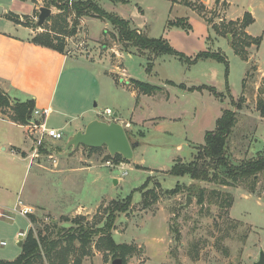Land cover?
Returning a JSON list of instances; mask_svg holds the SVG:
<instances>
[{
	"label": "rangeland",
	"instance_id": "rangeland-1",
	"mask_svg": "<svg viewBox=\"0 0 264 264\" xmlns=\"http://www.w3.org/2000/svg\"><path fill=\"white\" fill-rule=\"evenodd\" d=\"M11 1L0 0V13L1 8H7ZM91 1L107 13L119 17L123 11L120 5L126 4L121 0ZM45 3L44 0H37L36 7L46 8ZM182 3L205 18L213 34L215 26L221 27L229 23L219 21L227 8L225 2L219 1L217 8L210 11L206 8L203 10L199 0H182ZM22 5L21 12L35 7L30 1ZM51 10L52 16L42 28L37 27L40 14L38 8L33 16H17L16 19L34 29L35 37L53 29L56 22L67 17L65 11L54 7ZM258 17L255 34L263 36L258 56L264 64V14L259 13ZM184 22L186 23L185 20ZM7 23L0 19V30H6ZM67 23L69 30L76 26V31L69 36L56 35L58 38L55 44H63L64 54L71 56L61 76L56 103L69 108L68 112L77 119L65 120L73 125L82 120L87 121V116L79 118V110L82 108L91 112L88 116H94L98 120L124 118L132 121L133 130L143 144L135 148L134 160L116 166L120 162H117L116 156L109 154L106 147L88 150L81 146L66 151L65 145L70 138L66 131L71 128L65 130V139L61 142L45 140L43 150L41 147L22 181L21 192L23 200L26 199L35 206L41 204L45 209H38L31 217V223L27 217L21 216H17L14 221L0 220V242L6 243L5 247L0 246V252L4 255L17 252L18 233L22 230L28 232L30 223L37 240L41 235L47 237L49 242H59L56 253L65 250L68 264H112L116 259L123 260V264H257L264 254V173L259 174L255 184L252 180L233 187L223 186L218 182L199 183L198 186L205 192V199L201 204L199 196H191L189 192L192 185L189 176L175 177L171 174V169L179 159L184 163L194 160L195 134L203 129L213 131L223 112L237 104L241 97L245 98L244 103L234 107L238 122L229 138V161L237 167L260 159L259 153H255L257 144L254 129L258 102L264 98V84L255 74H249L245 96L231 97L234 92L240 93L242 89V70L239 66L242 64L229 53L228 71L223 63L217 62L214 65L225 72L226 84L231 94L224 87L222 93L216 91L221 98L209 90L201 92L202 94L184 96L182 92H174L168 82L177 74L176 78L189 76V72L194 70L187 64L170 56H162L153 61L150 68L148 58H152V54L147 53L145 57L133 52L131 59L126 51H122L124 59L118 63L113 59L110 48H134L114 37L115 30L110 22L92 17L77 20L73 15L67 17ZM152 24L159 31L160 25H157L155 19L151 20L150 25ZM52 35L56 37L55 34ZM116 68L128 69L135 79L149 85L151 84L146 80H151L158 88L165 86L164 91L171 94L169 102L160 99L155 105L142 104L138 116L132 118L127 112L131 106L129 98L120 88L126 81L119 72L115 73ZM0 89L7 93L3 87L0 86ZM81 101L84 102L79 106ZM10 103L11 107H0L1 118L12 120L14 117L12 108L19 103L12 99ZM108 109L112 112L111 116L104 114ZM173 116L177 120H171ZM58 118H61L60 115L55 113L49 127H56ZM6 128L8 126L0 122V132ZM31 131L33 130H29V133ZM39 133V130L33 132V138L36 139ZM128 134L131 136V131ZM52 156H57L60 161L57 168L51 164ZM22 157L24 158L23 154L20 159L12 156L7 147L6 153L0 152V170L5 173L6 168L16 163V166L23 164L26 169L29 160L23 162ZM134 161L141 166L136 167ZM16 176L19 177V174ZM20 184L21 179L16 186L19 187ZM146 184L148 188L143 189ZM148 191L156 192L158 200L153 202L151 195L148 196L150 206L145 209L144 195ZM174 191L177 193L172 194ZM130 195L133 196L131 207L127 212L117 214L112 230L116 245L126 246L129 250L126 253L119 250V256H116L107 249L100 248L103 247L101 240L104 236L99 231L106 228V210L112 208L114 201L126 200ZM188 198H191L189 206ZM232 198V207L221 206L224 201H232ZM84 207L87 210H81ZM81 224L89 233L93 231L94 235L86 247L78 241L70 245L68 231L74 233ZM60 230L63 232L58 236ZM41 253V264H49L45 252L42 250Z\"/></svg>",
	"mask_w": 264,
	"mask_h": 264
},
{
	"label": "crops",
	"instance_id": "crops-1",
	"mask_svg": "<svg viewBox=\"0 0 264 264\" xmlns=\"http://www.w3.org/2000/svg\"><path fill=\"white\" fill-rule=\"evenodd\" d=\"M121 1L126 3L124 5H120L122 6L121 8L123 10L121 17L126 20H131L132 26L137 29L139 33H142L151 39H163L167 41L174 50L184 54L187 58L193 59L201 53H214L213 51H217L220 54L225 55L227 59L229 53H231L234 58L240 60L242 64L239 65L242 70V89L240 93L234 92V95H231V97L245 96L246 80L249 74H255L264 84V64L258 56L262 44L258 50L255 47L250 49L249 58L247 61H244L233 51L231 47V35L221 37L217 36L216 33L213 34V31L211 30L207 21L198 15L196 11L188 6H185L182 3V0ZM219 1L220 3L225 2L227 4L226 10L223 12L221 17H219L220 22H236L238 20H243L244 16L248 13L253 17L254 23L247 28L246 33L252 38H262L263 40V36L256 35L255 30L259 21V13L264 14V0H199V2L209 11L217 8ZM22 3L24 2L20 0H12L11 4L6 6L7 8H5V6L1 8L0 19L8 22V25L6 30H0V86L3 87L12 100L18 101L20 103L33 101L35 110H39L41 112L48 111L47 117L42 120L43 123L45 122L46 127L49 129L62 131L63 133L65 130L71 128L70 130L66 131L69 133L67 135L71 137L79 131H84L90 122L98 120V118H95L94 116H88L89 113L91 114V112L85 110V108H82L84 107L83 105L81 107L82 109L79 110V118L81 119L82 117L84 118L87 116V121L82 120L81 122L73 125L72 123L65 120L66 118L77 119V117L71 116V114L68 112L69 108L66 106H59L56 103L58 90L60 88L61 76L71 56L33 44L32 39L33 35L35 34V30L23 24H17L16 22H13L7 18V16L10 14L16 15L18 17L33 16L36 8L39 10L41 9L35 5L34 9L29 8L25 12H21V9L23 8ZM152 19H155L157 25H160L159 31L156 30L153 24L150 25ZM178 20H185L189 24L190 28L183 29L177 27H168L169 22H176ZM86 21L87 19H85V23ZM88 40L89 38L87 41ZM110 50L114 56L113 59L118 63L124 59L122 51L128 52L131 59H133V52L139 54L135 48L131 50H120L118 47H115L110 48ZM159 58L155 60L157 61ZM174 59L186 65L181 60L177 58ZM216 63L217 61L209 59L201 60L194 65H186L194 71L189 72V76L181 78H176L178 77L177 74V76H173V80L169 81L168 83H170V87L175 90L174 92L178 94L179 92H182L184 96H186V94L193 95L203 91L207 92L209 88H213L216 91L222 93L223 88L227 87L225 72L221 71L218 66H215L214 64ZM251 67H254L255 70L251 71ZM118 72L120 76L122 75L126 81H124L125 84L120 88L123 91V94L129 98L131 106H129L127 112L132 118H136V116H138L139 109L142 107V104L149 105L152 103L155 105V102H158L160 99H163V101L167 103L169 102L171 94L164 91L166 89L165 86L163 88H158V86H155L156 84L151 82V80H146L151 85L156 87L157 90L154 91V93L152 92V94H144L143 92H140V90L134 84V81L142 82V80L140 81L135 79V76L132 74V72L126 68H116L115 73L117 74ZM127 80H129V82H127ZM228 91L230 92L227 87V92ZM65 100L68 102L67 99ZM83 102L84 101H81L79 106ZM55 113L60 115L61 118H58L56 127H49V122ZM255 118L256 127L254 129V133L257 144L255 153L257 154L264 151V119L261 118V115L258 112H256ZM170 119L177 120V118H174V116ZM99 121L107 123L117 121L118 123L123 124L125 126L126 132L131 131V136L128 134L130 141H133L132 143H139V146L143 144L142 140L138 139L139 135H137L135 130H133L132 121L129 122L124 118H118L109 121ZM0 122L8 126V128L0 132V152L6 153L7 147H9L12 156H17L18 159H20L21 154L24 153L25 155L24 158L22 157V161L25 162L26 160H29L26 169H24L23 164H18L16 166V163L14 166L6 168L5 173L0 170V209H12L16 205L18 199H21L24 204L27 207L32 208L35 213L39 210L42 211V209H45L43 205L37 204V206H35L34 204H30L28 200H23L21 198L22 181H24L27 176L31 162H35L34 159L32 160V153L34 151V143L32 139L33 133H29L28 127L18 125L9 119L0 117ZM234 129H236V127ZM207 132L209 131L203 129L199 130L197 135L195 134L196 141L194 143H196V145L193 143V148L196 152L199 146L205 144L204 135H206ZM135 154L136 150L134 149V158ZM55 158L58 161V165L55 167L57 168L60 161L57 156H55ZM134 162L135 163L133 164L136 167L141 166L136 161ZM37 164L40 168H43L42 165L39 163ZM51 164H53L52 161ZM17 174H19V177L16 176ZM20 179L21 184L18 187V185L16 186V183ZM81 210L87 209L84 207L81 208ZM30 217L27 218L28 221L31 220ZM30 223V229L26 233H29V231L32 230ZM20 232L24 231L22 230ZM18 240L19 250L6 255L0 252V261L14 262L20 257L22 249L19 244L20 242L23 243V241H21L19 238ZM1 243H3V241L0 242L1 247L6 246L1 245Z\"/></svg>",
	"mask_w": 264,
	"mask_h": 264
},
{
	"label": "trees",
	"instance_id": "trees-1",
	"mask_svg": "<svg viewBox=\"0 0 264 264\" xmlns=\"http://www.w3.org/2000/svg\"><path fill=\"white\" fill-rule=\"evenodd\" d=\"M20 1H30L34 5L37 4V0ZM44 2H46V8L51 9L52 7H54L58 10L65 11L67 17L74 15L77 20L92 17L100 18L110 22L115 30L114 37H116L119 41L126 45L130 44V46L137 49L138 53L141 55H146L147 53L152 54L153 57L149 58L150 68L153 66V61L155 59L162 56H170L181 60L187 65H194L201 60L211 59L225 64L228 71V59L225 55L220 53L207 52L201 53L193 59L187 58L184 54L174 50L167 41L163 39H151L146 35L139 33L138 30L132 26L129 20L116 16L115 14L107 13L91 0H59L58 3L57 0H44ZM201 7L203 8V10H205L206 8L204 5H202ZM16 17L17 16L13 14L7 16L9 20L16 22L17 24H23L20 20H18V18L16 19ZM67 17H62L60 19V22H56L54 28L51 30H47L45 34H40L33 37V44L64 54V45L55 44V41L58 38L56 35L69 36L74 34L76 31V26L71 27L72 29L70 30L68 29L69 24L67 23ZM253 23V17L247 13L244 16L243 20H238L236 22L231 21L227 23V25L226 23L225 25H221V27L215 26L214 31L217 36L221 37L231 35V47L233 51L241 59L247 61L250 55L249 50L253 47L258 50L262 44V38L255 39L246 33L247 28ZM168 27H177L183 29L190 28L189 24L187 22L185 23L184 20H178L176 22L171 21L169 22ZM52 33L55 34L56 37H54ZM254 70L255 68L251 67V71ZM134 84L140 90V92H143L144 94H152V92L157 90L156 87L144 82L134 81ZM209 91L216 96H219V94L216 93L215 89L209 88ZM219 97L221 98V95ZM10 100V96L0 89V107H11ZM244 100L245 98L241 97L240 101L237 104H234L232 108L226 109L223 112L222 116L217 121L216 128L213 131H209L206 133L205 144L197 148L196 155L192 162L184 163L179 159L175 162L174 166L171 169V174L175 177L189 176V178L192 180V185L189 188V192L191 196L198 195L201 204L204 202L203 200L205 199V192L201 189L200 186H198L199 183L218 182V184L220 185L233 187L243 181L252 180L255 184L257 182V177L259 176V174L264 173V156H262V154H264V151L259 153L258 157H260V159L258 158L257 160L243 163L241 166L237 167H234L230 164L227 154L229 138L238 122V116L236 111L234 110V107L238 105L240 106L242 103H244ZM18 103L19 104L12 108L14 117L11 121L18 125L27 126L30 124L33 118V114L35 111L34 102L28 101L25 103ZM240 109L241 108H239V110ZM258 112L264 119V98L258 102ZM24 155L25 154L23 153V156ZM115 159L117 160V162H120L116 166H119L122 163H129L128 161L123 160L122 156L120 155H117ZM219 178L220 180H218ZM142 188L147 189L148 185L146 184ZM198 189H200V191H198ZM252 191V193L254 194L255 185ZM176 193L177 192L174 191L172 194ZM150 195L153 199V202H156L158 200V195L156 194V192L148 191L144 195L143 205L145 209L150 206V197L148 198V196ZM132 201V195H130L126 200L114 201L112 204V208L106 210V213H108L106 228L105 230L103 229L102 231H99L101 235L104 236L101 240V243H103V247H100L101 243L99 247L107 249L111 253L116 254V256H119L117 255L119 250H121L123 253H126L129 249L126 246L116 245L112 237L113 226L116 221L117 214L127 212V210L132 205ZM232 205L233 198L232 201H224L221 204L222 207L227 206L229 208L232 207ZM80 220L83 221L84 219ZM86 230L87 229L85 228V226L81 224L77 229L74 230V233L68 231L67 239L69 244L72 245L75 241H78L82 244L83 247H86V245L90 242L91 236L94 235L93 231L92 233H89ZM61 232H63V230L59 231L58 236L61 234ZM58 246L59 242H49L47 237H42L41 235L39 237V240H37L32 230H30L27 238L23 241V244L21 246L22 253L20 257L14 262L0 261V264H41L42 250L45 252V255L47 256V262L49 264H68V260L66 259L67 253L65 252V250L56 253V249L58 248ZM57 255H59V258L57 257ZM60 257H62V259ZM75 264L79 263L75 262Z\"/></svg>",
	"mask_w": 264,
	"mask_h": 264
},
{
	"label": "water",
	"instance_id": "water-1",
	"mask_svg": "<svg viewBox=\"0 0 264 264\" xmlns=\"http://www.w3.org/2000/svg\"><path fill=\"white\" fill-rule=\"evenodd\" d=\"M38 17L37 26L43 27L46 21L52 16L53 11L49 8H41ZM117 118V115H115ZM86 147L88 150L100 149L106 147L112 157L122 156L125 161H132L134 158V149L139 143H132L127 135L125 126L117 121L110 123L94 120L90 122L84 131L71 136L65 145V150ZM117 184V180L115 181ZM191 204V198L187 200V206ZM20 242V247L22 246ZM112 264H123L121 259H116ZM257 264H264V254Z\"/></svg>",
	"mask_w": 264,
	"mask_h": 264
},
{
	"label": "built area",
	"instance_id": "built-area-1",
	"mask_svg": "<svg viewBox=\"0 0 264 264\" xmlns=\"http://www.w3.org/2000/svg\"><path fill=\"white\" fill-rule=\"evenodd\" d=\"M104 114L107 116H111L112 112L111 110L108 109L104 112ZM47 115H48V111L41 112L39 110H35L32 121L30 122L29 125L26 126L28 127L29 130H33L31 131L32 133L38 132V130L40 131L39 136L36 139L33 138L32 135V139L34 143L32 160L38 156L40 149L44 144L45 140H50L52 142H61L65 139V134L62 131L56 129H49L46 127L45 122L44 123L42 122V120L45 119ZM50 160L53 162L54 167L58 165V161L55 158V156H52ZM34 214L35 211L32 208L27 207L21 199H18L16 205L12 209H0V219L6 221H14L17 216L28 218L30 216H34ZM27 235L28 233L26 232H20L18 238L21 241H24L27 238ZM1 245L5 246L6 243L3 242L1 243Z\"/></svg>",
	"mask_w": 264,
	"mask_h": 264
}]
</instances>
